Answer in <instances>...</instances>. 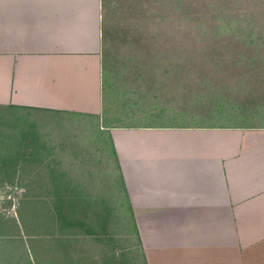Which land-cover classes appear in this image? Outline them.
<instances>
[{
  "label": "crops",
  "instance_id": "0c3cea01",
  "mask_svg": "<svg viewBox=\"0 0 264 264\" xmlns=\"http://www.w3.org/2000/svg\"><path fill=\"white\" fill-rule=\"evenodd\" d=\"M101 3L0 0V106L112 115L98 125L106 150L82 133L44 135L32 153L42 159L25 167L44 216L23 225L9 215L0 264H264V124L105 116ZM46 138L83 145L55 161Z\"/></svg>",
  "mask_w": 264,
  "mask_h": 264
},
{
  "label": "rangeland",
  "instance_id": "374dc122",
  "mask_svg": "<svg viewBox=\"0 0 264 264\" xmlns=\"http://www.w3.org/2000/svg\"><path fill=\"white\" fill-rule=\"evenodd\" d=\"M101 2L105 116L115 108L116 115L143 111L145 119L156 121L264 124V0ZM70 113L0 106V158L5 161L0 164H15L19 153L11 180L0 181V214L6 217H0V227L13 225L9 215L23 225L26 220L37 224L44 216L39 179L25 167L42 159L32 153L42 150L47 132L82 133L87 145L108 149L98 125L112 115L99 123ZM72 138H63V144L59 138H46L58 153L55 161L76 159L70 151L83 142L75 138L78 143L73 144ZM97 156L104 160L98 153L91 155L93 160ZM47 206L56 217L59 202Z\"/></svg>",
  "mask_w": 264,
  "mask_h": 264
},
{
  "label": "trees",
  "instance_id": "16d2710c",
  "mask_svg": "<svg viewBox=\"0 0 264 264\" xmlns=\"http://www.w3.org/2000/svg\"><path fill=\"white\" fill-rule=\"evenodd\" d=\"M216 19L217 20H220V19H222V16L221 15H218V17L216 16ZM27 142V141H26ZM25 148L27 147V144L25 143ZM23 147H24V145H23ZM4 152H1L0 153V155L1 154H3ZM19 154V153H18ZM18 154L15 156L16 158H15V164H10V165H7V166H5V165H1L0 164V181H2L3 179H6V180H11V178H12V176H13V173L14 172H16L15 170L16 169H14L13 167H14V165H16V164H18L19 162H18ZM0 161H1V163H3V162H5V161H2L1 160V158H0ZM8 167V168H7ZM41 191V190H40ZM40 191L39 192H37V193H40Z\"/></svg>",
  "mask_w": 264,
  "mask_h": 264
}]
</instances>
